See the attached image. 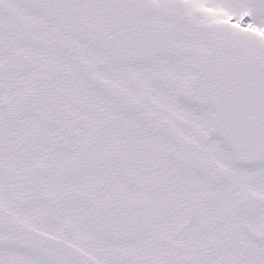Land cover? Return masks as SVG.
Listing matches in <instances>:
<instances>
[{"label":"snow or ice","instance_id":"6c2138e0","mask_svg":"<svg viewBox=\"0 0 264 264\" xmlns=\"http://www.w3.org/2000/svg\"><path fill=\"white\" fill-rule=\"evenodd\" d=\"M0 264H264V0H0Z\"/></svg>","mask_w":264,"mask_h":264}]
</instances>
